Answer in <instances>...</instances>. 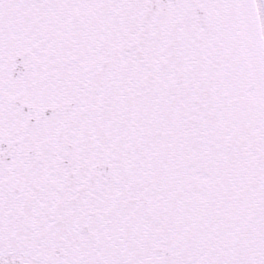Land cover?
<instances>
[{
    "label": "snow or ice",
    "instance_id": "snow-or-ice-1",
    "mask_svg": "<svg viewBox=\"0 0 264 264\" xmlns=\"http://www.w3.org/2000/svg\"><path fill=\"white\" fill-rule=\"evenodd\" d=\"M0 264H264V0H0Z\"/></svg>",
    "mask_w": 264,
    "mask_h": 264
}]
</instances>
